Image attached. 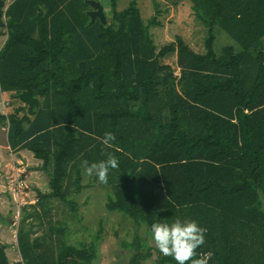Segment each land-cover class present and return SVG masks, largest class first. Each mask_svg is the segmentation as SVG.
I'll use <instances>...</instances> for the list:
<instances>
[{"label":"trees","instance_id":"16d2710c","mask_svg":"<svg viewBox=\"0 0 264 264\" xmlns=\"http://www.w3.org/2000/svg\"><path fill=\"white\" fill-rule=\"evenodd\" d=\"M109 1L112 21L89 24L83 0H0V89L21 103L0 113L9 145L42 161L51 192L40 197L63 201L74 175L82 187V161L110 152L119 167L109 170V211L148 233L153 223L194 220L207 229L197 257L208 254V264H264V0H192L208 29L204 54L179 36L158 50L149 28L159 23L146 24L135 1L122 11ZM216 27L239 48L216 53ZM174 52L179 78L160 62ZM17 242L22 264L96 256L93 245L63 242L50 252L22 229ZM125 247L136 250L129 264L151 256L138 241ZM5 248L0 264H10ZM156 264L176 262L160 253Z\"/></svg>","mask_w":264,"mask_h":264},{"label":"rangeland","instance_id":"374dc122","mask_svg":"<svg viewBox=\"0 0 264 264\" xmlns=\"http://www.w3.org/2000/svg\"><path fill=\"white\" fill-rule=\"evenodd\" d=\"M5 1L8 6L12 0ZM83 1L88 4L86 0ZM97 1L103 6L106 24H109L112 21L111 2ZM116 1L118 11L127 9L135 1L146 24L152 19L159 23L149 28L151 39L158 50L175 42L179 36L194 52L204 54L207 51L208 29L195 18L192 0ZM157 6L159 13L156 11ZM92 9L89 5L87 11ZM95 21L92 22L90 18L89 24ZM214 32L216 53L219 54L227 45L239 48L234 39L223 30L216 27ZM4 35L8 37L6 29H0V41ZM177 59V52H174L162 57L160 62L162 65H169L173 75L179 78L181 67ZM20 105L11 91L0 89L1 114L12 113ZM7 135L8 123L0 124V243L6 247L10 264H22L17 242L20 229L31 239L38 238L44 242L50 252H57L62 242L76 246L93 245L96 256L92 264H129L136 250L125 247V244L131 245L138 241L142 245L141 251L151 254L143 264L157 263L160 253L150 239L152 234L148 233L147 225H138L122 213L106 208L110 195L113 196L114 193L109 173L108 182L103 184L95 175L88 176L82 170L80 191L75 190L74 175L68 181V201L41 198L39 193L51 192L48 176L40 170L42 161L28 148L13 149L8 143ZM262 199L264 200V196ZM58 229H63L64 233H59Z\"/></svg>","mask_w":264,"mask_h":264},{"label":"clouds","instance_id":"9594fccd","mask_svg":"<svg viewBox=\"0 0 264 264\" xmlns=\"http://www.w3.org/2000/svg\"><path fill=\"white\" fill-rule=\"evenodd\" d=\"M116 139L111 132L105 133L102 143L106 148L112 147L111 142ZM106 159L89 164L82 161L81 168L88 176L95 175L100 183L108 182L110 169L119 167V161L110 152L104 153ZM206 228L199 226L194 220L177 218L172 223H153L151 226V241L165 257H171L176 264H208V254L197 257V249L205 243Z\"/></svg>","mask_w":264,"mask_h":264},{"label":"water","instance_id":"95a60500","mask_svg":"<svg viewBox=\"0 0 264 264\" xmlns=\"http://www.w3.org/2000/svg\"><path fill=\"white\" fill-rule=\"evenodd\" d=\"M86 2L93 8L92 10L87 12L92 22L96 19H99L103 24H106V15L103 6L100 4V2L97 0H86Z\"/></svg>","mask_w":264,"mask_h":264},{"label":"crops","instance_id":"0c3cea01","mask_svg":"<svg viewBox=\"0 0 264 264\" xmlns=\"http://www.w3.org/2000/svg\"><path fill=\"white\" fill-rule=\"evenodd\" d=\"M5 2H6V1H5ZM12 2H13V0L9 3V5H10ZM4 36H5V35H4ZM4 36H3L2 40L0 41V47H1V48H2V46L4 45V43L6 42V39H7L6 36H5V37H4ZM1 48H0V49H1Z\"/></svg>","mask_w":264,"mask_h":264}]
</instances>
